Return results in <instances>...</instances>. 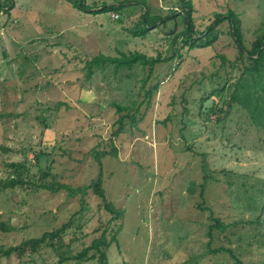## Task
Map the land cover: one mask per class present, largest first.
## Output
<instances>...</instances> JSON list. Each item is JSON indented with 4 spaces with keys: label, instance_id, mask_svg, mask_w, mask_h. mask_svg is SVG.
<instances>
[{
    "label": "rangeland",
    "instance_id": "rangeland-1",
    "mask_svg": "<svg viewBox=\"0 0 264 264\" xmlns=\"http://www.w3.org/2000/svg\"><path fill=\"white\" fill-rule=\"evenodd\" d=\"M188 1L196 31L231 10L246 44L256 29L264 32V0ZM183 2L84 0L91 10L126 5L111 13L119 21L64 0H11L0 13V178L24 182L0 191V224L10 229L0 230V247L64 227L52 244L47 239L50 246L0 257V264H58L117 229L107 264H234L219 248L244 264H264V211L256 225L264 129L243 105L230 103L247 60L228 23L203 49L182 46L181 35L173 43L184 27L180 16L141 38L131 35L144 12L180 14ZM134 51L162 62L151 69L106 65L87 78L91 58ZM244 86L251 97L256 88ZM117 105L130 110L117 112ZM98 154L106 200L120 219L90 191L82 199L36 189L87 186L97 176ZM212 219L223 226L209 235Z\"/></svg>",
    "mask_w": 264,
    "mask_h": 264
},
{
    "label": "trees",
    "instance_id": "trees-1",
    "mask_svg": "<svg viewBox=\"0 0 264 264\" xmlns=\"http://www.w3.org/2000/svg\"><path fill=\"white\" fill-rule=\"evenodd\" d=\"M6 1V2H5ZM68 2L75 10L83 13L92 12L94 14L99 13H108L111 17V13L120 12L122 9L126 8L124 4H109L103 5L102 8L91 10L90 7L85 5L84 0H64ZM182 5L183 13H178L176 10L170 12V14L162 16V15H151L148 12H144L136 25V27L131 30V35L133 37H143L147 32L152 29H156L161 26H165L168 22L175 21L176 16H180L183 19V30L175 35V39H173V43H175L176 39H179L180 35L182 36V46L187 49H203L210 47L216 37L217 28L224 22L228 23L229 26V34L233 38V41L236 45L238 54L242 57H246L247 63L243 64V72L242 78L239 79L235 84L237 86H233L235 90L230 95V103L232 101H237L241 105L244 106L250 112V118L254 123H257L260 128L264 129V103L259 104V101H264V32L261 33L260 29H256L255 32L251 35V40L248 44L244 41V36L241 31L240 19L237 14L233 11L228 10L226 13H216L214 14V19L210 22L202 31H196L193 25L192 20V4L188 0H184ZM11 5V0H0V13H8L7 8ZM5 7H7L5 9ZM115 14V13H114ZM111 19L119 21L118 17L115 19L111 17ZM264 25V24H263ZM263 28V26H262ZM264 29V28H263ZM162 60L160 58H148L144 53L139 51L130 52L129 54L122 53L121 57H110L104 55H98L90 60H88L85 64L87 68L86 76L92 75L93 71L101 69L106 65H111L114 70H118L120 68L125 67L130 70L133 65L140 64L142 67H150V69L156 65L161 63ZM148 78V77H147ZM252 85L256 88L254 94L251 97H246L247 93H250V90L247 89L244 85ZM231 88V87H230ZM229 88V89H230ZM238 90V94H236ZM223 89L218 92V96H221ZM255 101L253 104L252 102ZM230 107V104H229ZM228 107V109H229ZM117 112L121 111H129V107H121L116 106ZM255 114V115H253ZM131 120V116H127ZM121 120H118L120 123ZM115 153V150H113ZM102 154V153H101ZM105 155V153L103 154ZM101 155V156H103ZM100 156V157H101ZM99 154L96 155V162L98 166V172L96 178L87 186L74 188L67 184H49L43 185L40 184L36 186V189H42L49 191L53 194L59 191H65L68 196H76L78 195L80 198L83 197L90 191L95 198L100 200L102 208L109 212L115 219H120L122 216V212L116 210L111 202L106 200V196L104 193V189L102 187V164L100 162ZM13 167L20 166L19 164H11ZM20 169L16 168V171ZM18 185H24L23 180L20 177L16 178H0V191L12 189ZM201 189H203V185H201ZM259 198H258V206L260 207L261 215L264 211V200L262 197L264 196V190L259 189ZM213 220V226L209 229L208 234L212 233V229L216 228L221 230L223 226L222 223L217 219ZM263 222V215L260 219L257 220L256 225H261ZM64 227L57 229L54 232L44 233L41 237L30 238L24 240L22 243L16 246L10 247H0V257H9L11 254H15L17 256L24 255L26 253H36L41 249L42 246L47 245L50 246L52 244L53 239L60 236L63 232ZM1 231H9L10 229L6 227L3 223L0 224ZM118 229L115 230L110 236L106 235L105 231H102L97 237L93 238L90 244L81 250L75 256L71 258L67 257L64 259H60L58 264H61L64 261L74 260V261H96L97 264H107V255L106 251L111 243L116 244V233ZM263 236V235H262ZM109 237V239H108ZM47 239L50 244H48ZM262 242V237L260 238ZM263 243V242H262ZM264 245V244H263ZM215 252H225L233 259L234 264H244L237 257L232 255V252L229 249L219 248L215 249Z\"/></svg>",
    "mask_w": 264,
    "mask_h": 264
},
{
    "label": "built area",
    "instance_id": "built-area-1",
    "mask_svg": "<svg viewBox=\"0 0 264 264\" xmlns=\"http://www.w3.org/2000/svg\"><path fill=\"white\" fill-rule=\"evenodd\" d=\"M111 17H113V18H116V17H117V15L111 14Z\"/></svg>",
    "mask_w": 264,
    "mask_h": 264
}]
</instances>
